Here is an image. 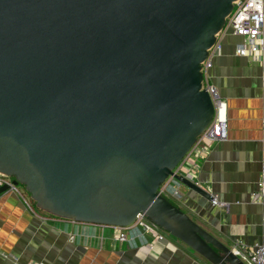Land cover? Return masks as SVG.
Listing matches in <instances>:
<instances>
[{"label":"water","instance_id":"1","mask_svg":"<svg viewBox=\"0 0 264 264\" xmlns=\"http://www.w3.org/2000/svg\"><path fill=\"white\" fill-rule=\"evenodd\" d=\"M235 0H0V172L36 208L141 213L209 264H246L157 190L214 116L201 63ZM7 186L0 187V193Z\"/></svg>","mask_w":264,"mask_h":264},{"label":"crops","instance_id":"2","mask_svg":"<svg viewBox=\"0 0 264 264\" xmlns=\"http://www.w3.org/2000/svg\"><path fill=\"white\" fill-rule=\"evenodd\" d=\"M228 34L208 71L226 103L227 138L208 142L206 155L191 156L178 173L207 190L217 204L181 182L174 204L228 247L236 240L264 244V198L256 199L264 160L262 68L234 52ZM116 226L72 222L31 210L12 192L0 193V264H209L181 241L158 238L142 226L118 240Z\"/></svg>","mask_w":264,"mask_h":264},{"label":"built area","instance_id":"3","mask_svg":"<svg viewBox=\"0 0 264 264\" xmlns=\"http://www.w3.org/2000/svg\"><path fill=\"white\" fill-rule=\"evenodd\" d=\"M234 35L241 38L234 46V52L238 56L251 57L262 68L261 81L264 85V0H235L230 14L227 16L222 29L216 34L214 44L208 49L206 59L201 63L203 80L201 89H205L209 94L213 106L214 116L210 124L198 136L194 144L182 157L178 165L174 168V173H178L181 166H186L191 156L206 155L208 152V142L223 141L227 138V114L226 103L219 96L215 85L209 82L208 71L212 66L215 57L222 51L224 38L228 35ZM14 177L0 172V187L7 186L6 191L20 196L25 204L31 209L36 210L33 201L26 190L21 189L18 184L13 183ZM176 182L172 175H169L160 185L157 192L167 199H178L180 192L173 187ZM256 199L264 198V160L261 162L257 189L254 193ZM212 204H217L216 199L211 200ZM48 216V213H46ZM142 226L147 232H155L158 238H163L167 233L147 220L139 213L133 223L125 227H119L117 239L124 241L128 238V230ZM231 250L246 264H264V244L256 243L253 246H247L242 240H236ZM29 264H39L36 262Z\"/></svg>","mask_w":264,"mask_h":264},{"label":"rangeland","instance_id":"4","mask_svg":"<svg viewBox=\"0 0 264 264\" xmlns=\"http://www.w3.org/2000/svg\"><path fill=\"white\" fill-rule=\"evenodd\" d=\"M18 186H19L21 189L25 190L24 187H23L21 184H18ZM169 200H170L172 203H174L172 199H169ZM33 203H34V202H33ZM34 206H35V204H34ZM40 211H41V210H40ZM41 212H43V211H41ZM43 213H45V212H43ZM45 214H46V213H45Z\"/></svg>","mask_w":264,"mask_h":264},{"label":"trees","instance_id":"5","mask_svg":"<svg viewBox=\"0 0 264 264\" xmlns=\"http://www.w3.org/2000/svg\"><path fill=\"white\" fill-rule=\"evenodd\" d=\"M33 206H34V203H33ZM34 208L36 209V211H40L38 208H36V206H34ZM50 215V214H49Z\"/></svg>","mask_w":264,"mask_h":264},{"label":"bare ground","instance_id":"6","mask_svg":"<svg viewBox=\"0 0 264 264\" xmlns=\"http://www.w3.org/2000/svg\"><path fill=\"white\" fill-rule=\"evenodd\" d=\"M2 173V172H1ZM7 175V174H6Z\"/></svg>","mask_w":264,"mask_h":264}]
</instances>
